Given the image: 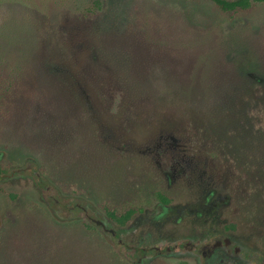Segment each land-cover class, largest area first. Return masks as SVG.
Here are the masks:
<instances>
[{
    "label": "rangeland",
    "instance_id": "374dc122",
    "mask_svg": "<svg viewBox=\"0 0 264 264\" xmlns=\"http://www.w3.org/2000/svg\"><path fill=\"white\" fill-rule=\"evenodd\" d=\"M0 3L67 102L60 128L42 116L27 143L0 149L4 264H264V173L245 137L264 93V4L230 16L208 0ZM192 60L217 74L204 93ZM104 204L144 212L120 227ZM226 239L228 258L213 249Z\"/></svg>",
    "mask_w": 264,
    "mask_h": 264
},
{
    "label": "trees",
    "instance_id": "16d2710c",
    "mask_svg": "<svg viewBox=\"0 0 264 264\" xmlns=\"http://www.w3.org/2000/svg\"><path fill=\"white\" fill-rule=\"evenodd\" d=\"M2 0H0L1 2ZM178 1H203V0H178ZM214 7L223 14L230 16L238 15L239 13L247 12L253 7L264 4V0H208ZM4 7L0 3V149H7L9 146H19L27 143L29 137L33 132L42 125V116L48 119V123L59 125L61 123V116L66 112V90L58 77L51 71H48L43 64H38L36 60H25L31 58L29 53L21 49L15 27L21 29L19 25L22 23L20 18L17 17L15 12H4L1 8ZM6 11V10H5ZM24 27V25H22ZM19 44V47H18ZM40 47V43H39ZM35 50H38L35 48ZM41 50V48H40ZM22 56L21 58H19ZM195 68H199L200 76L196 77L194 82L197 83V88H206V84L212 78L217 79V74L214 73L213 77L210 74L212 66L210 60H192ZM204 63V64H203ZM219 64V63H218ZM52 67V66H51ZM42 68V70H40ZM218 70H216L217 72ZM91 80H93L92 76ZM108 77V76H106ZM104 77V78H106ZM50 78L51 82H56L57 85H50L47 81ZM220 78V77H219ZM218 78V80H219ZM47 79V80H45ZM116 89L128 96L126 90L130 89L128 80L117 76ZM105 81H108L105 79ZM99 84V83H97ZM194 84V83H193ZM103 89L98 86V91L107 93L106 87ZM192 88L194 86L192 85ZM126 92V93H125ZM201 92V91H200ZM199 92V93H200ZM57 93L60 97H57ZM201 93H204L203 91ZM107 98L108 96H104ZM253 95H249L251 100ZM247 98V97H246ZM254 98V97H253ZM74 100L70 99V102ZM252 101H254L252 99ZM35 104L40 105L41 112L35 111L31 115L35 121L28 118L32 113L31 107ZM70 105V103H69ZM256 127L253 131H248L245 134L246 138H251L256 142V151H249L256 159V166L258 170L256 174L261 177L264 173V93L256 94ZM48 115V116H47ZM60 116V117H59ZM64 116V115H63ZM40 117V118H38ZM53 117V118H51ZM249 117V116H248ZM41 119V120H40ZM247 119V118H246ZM37 123V124H36ZM57 125V126H58ZM53 127V125H51ZM50 127V128H51ZM60 128V125L58 126ZM49 130H45L46 134ZM53 134L52 130L46 135ZM43 136V134H42ZM33 144V143H32ZM247 142L245 143V148ZM7 173V169L0 165V178ZM258 187H259V183ZM264 185V181H263ZM0 191H3L0 188ZM4 192V191H3ZM11 199H15L16 195L12 192L7 193ZM158 198L168 203L169 200L162 194H158ZM108 218L120 226H126L137 214L143 212L142 207L128 206L124 208H117L104 204L102 206ZM82 229L88 236L93 235V227L90 224H82ZM235 229L234 226L231 227ZM84 235V233H83ZM85 243H82L84 245ZM71 252V251H70ZM67 258V259H66ZM61 261V264H75L68 256ZM13 259V258H12ZM17 262V261H15ZM0 264H4L0 258ZM10 264H15L10 262ZM60 264V263H59Z\"/></svg>",
    "mask_w": 264,
    "mask_h": 264
},
{
    "label": "flooded vegetation",
    "instance_id": "af4514ba",
    "mask_svg": "<svg viewBox=\"0 0 264 264\" xmlns=\"http://www.w3.org/2000/svg\"><path fill=\"white\" fill-rule=\"evenodd\" d=\"M169 203V202H168ZM143 212H144V210H143ZM142 212V213H143ZM141 214V213H140ZM109 220H111L110 218H109ZM112 221V220H111ZM114 224H116L117 226H120V225H118L117 223H115L114 221H112ZM130 223V222H129ZM128 225V224H127ZM120 227H124V226H120ZM228 227V226H227ZM104 228V230H106V231H109L111 234H112V236L114 237L115 236V234H116V232L113 230V229H111V230H107L106 228H105V226L103 227ZM227 230H229V231H235V229H232L231 228V226H229L228 228H226ZM219 242L216 244V246L213 248L214 250H219L220 252H223L222 254L224 255V256H226V258H228V252H229V250H230V242H231V240L230 239H226L225 241H226V249H224V248H221V249H219V247H221V245H220V240H218ZM204 249V248H203ZM236 251H238V249L236 250ZM190 256H192V255H190ZM224 258V257H223ZM222 260V259H221ZM224 261V260H223ZM198 262H200V261H198ZM206 264H214V263H212V262H207Z\"/></svg>",
    "mask_w": 264,
    "mask_h": 264
}]
</instances>
